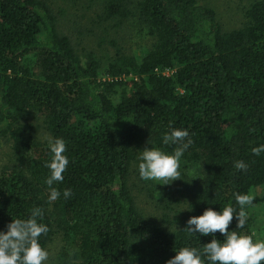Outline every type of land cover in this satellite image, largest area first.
Returning a JSON list of instances; mask_svg holds the SVG:
<instances>
[{
  "label": "trees",
  "instance_id": "obj_1",
  "mask_svg": "<svg viewBox=\"0 0 264 264\" xmlns=\"http://www.w3.org/2000/svg\"><path fill=\"white\" fill-rule=\"evenodd\" d=\"M102 1L107 18L132 14L124 0ZM135 16L154 39L151 49L141 59L118 49L102 80L99 61L81 60L46 0H0V127L17 160L0 174V232L41 208L38 222L49 228L41 247L57 231L70 246L61 264H167L183 247L202 252L213 238L223 243L218 232L183 231L190 218L167 230L136 208L130 164L142 147L174 154L177 145L162 140L172 129L193 141L179 168L192 217L229 205L239 211L235 194L264 184V152H252L264 145V0L251 2L230 30L198 0H139ZM31 108L43 114L50 138L66 144L69 165L51 202L49 141L21 123ZM238 160L246 172L234 168ZM192 165L196 177L184 172ZM237 224L234 217L229 231L253 238L249 218L244 229Z\"/></svg>",
  "mask_w": 264,
  "mask_h": 264
},
{
  "label": "rangeland",
  "instance_id": "obj_2",
  "mask_svg": "<svg viewBox=\"0 0 264 264\" xmlns=\"http://www.w3.org/2000/svg\"><path fill=\"white\" fill-rule=\"evenodd\" d=\"M57 16V29L66 35L75 52L85 61L92 54L100 63L98 77L107 78V64L120 49L122 52L141 59L152 47L154 39L146 29L137 22L135 12L139 0H124L127 9L132 13L127 19L119 21L116 17L107 18L103 13L102 0H46ZM213 8L224 30L238 28L245 20V11L254 0H198ZM168 74V70H164ZM121 88L115 87L111 97L117 101ZM43 114L31 108L21 120L26 134L40 142H48L49 132L43 123ZM0 127V174L17 165L13 143L8 133ZM138 150L136 159L130 164L128 186L136 208L147 222L156 223L169 230L184 217L191 218L189 208L190 196L183 179L169 181L143 180L139 173V157L143 150ZM192 165L185 174L196 177L198 169ZM171 183V184H170ZM254 198L253 204L246 208L247 217L251 220V233L255 242L264 241V184L253 187L249 194ZM65 249H70L62 234L56 232L46 246L49 253L44 264H61Z\"/></svg>",
  "mask_w": 264,
  "mask_h": 264
},
{
  "label": "clouds",
  "instance_id": "obj_3",
  "mask_svg": "<svg viewBox=\"0 0 264 264\" xmlns=\"http://www.w3.org/2000/svg\"><path fill=\"white\" fill-rule=\"evenodd\" d=\"M162 140L165 145H177L174 154L168 155L156 148H146L139 157V173L143 180L163 181L164 185H169V181L172 183L180 180V160L193 141L189 132L181 129H172ZM49 146L52 159L45 166L50 170L46 184L50 189L51 202L60 196V192L53 185L63 182V173L69 165V159L65 155L67 149L63 139L49 138ZM252 152L259 156L264 152V145L253 148ZM233 166L237 171L248 170V165L242 160L235 161ZM63 195L66 199L69 198L72 195L71 190L66 189ZM235 200L239 211L231 205L224 207L222 212L208 208L203 215L191 217L183 229L186 233H199L202 236L218 232L225 237L223 243L213 238L204 245L202 252L183 247L167 264H204L202 256L207 258L209 264H262L264 241L253 242L250 235L229 231L234 217L238 220L237 228H245L248 218L246 208L253 204L254 198L248 194L236 193ZM42 217L43 210L34 208L28 219L12 220L7 225V232H0V264H44L48 260L49 253L39 244L40 236L49 231L47 225L38 222Z\"/></svg>",
  "mask_w": 264,
  "mask_h": 264
}]
</instances>
